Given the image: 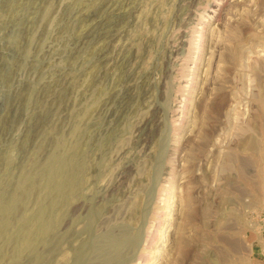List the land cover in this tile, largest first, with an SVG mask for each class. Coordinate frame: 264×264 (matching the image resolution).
I'll return each mask as SVG.
<instances>
[{"label": "rangeland", "instance_id": "rangeland-1", "mask_svg": "<svg viewBox=\"0 0 264 264\" xmlns=\"http://www.w3.org/2000/svg\"><path fill=\"white\" fill-rule=\"evenodd\" d=\"M118 1L0 0V264H264V0Z\"/></svg>", "mask_w": 264, "mask_h": 264}, {"label": "bare ground", "instance_id": "bare-ground-1", "mask_svg": "<svg viewBox=\"0 0 264 264\" xmlns=\"http://www.w3.org/2000/svg\"><path fill=\"white\" fill-rule=\"evenodd\" d=\"M27 1H30V2H34V4L35 3H37V4H43V2H45L46 0H27ZM91 1V0H90ZM108 2H110V3H112V4H117V8H119V9H123L124 8V6H121L122 4H124V2L125 1H122V2H119L118 0H97L96 2H93V1H91V2H89V0H88V2H87V4H86V6L85 7H83V8H79L78 9V7H77V9L76 10H72L71 12H70V14H72V17H74L76 20H78L79 21V25H80V23H83V22H85L86 20H88V17L90 16V14L92 15V14H95L97 11H98V9H100L101 8V6H106L105 4L107 3L108 4ZM91 4L94 8H93V10L91 9L90 11H88L87 10V8H88V4ZM31 4V3H30ZM112 4H110V5H112ZM119 4V5H118ZM18 5V4H17ZM38 5V6H39ZM33 7L32 9V12H37V11H39V9H40V7ZM29 8H31V7H29ZM111 8V7H110ZM103 9V8H102ZM105 9V8H104ZM101 10V9H100ZM113 11V10H112ZM129 11V9H127V10H125V11H122L121 10V13H119V15L118 16H116L114 19H112L113 21L115 20L117 23H118V21H123L126 17H127V19L129 18V17H131L130 15H131V11L130 12H128ZM31 12V13H32ZM99 12V11H98ZM114 12V11H113ZM100 13V12H99ZM105 13V12H104ZM111 13V12H110ZM116 15V14H115ZM127 15V16H126ZM29 16V15H28ZM95 16V15H94ZM98 16V15H97ZM96 16V17H97ZM126 16V17H125ZM31 17V16H30ZM99 17V16H98ZM92 18V17H91ZM103 18V17H102ZM109 18H111V17H109ZM108 18V19H109ZM73 19V18H72ZM26 22H25V24H24V27H21L22 28V30H21V33H23V32H25V30L29 27L28 25H30V24H33L34 23V20H32L31 18H28V19H26L25 20ZM104 20L103 19H101L100 17H99V19H97L94 23L92 22L88 27H82V28H85V29H81V27L79 26L78 28H80V30L78 31V33L77 34H74L73 35V37L72 38H68L67 39V42H66V44H67V53H68V55L67 56H69V60H70V58L71 59H74L75 60V58L76 57H79L78 56V54H79V50L82 48V46L84 45V44H86L87 43V41H89L91 38L92 39H94V36H96V33L98 32V30H99V28L101 29H103V27H104V22H103ZM111 21V20H110ZM109 22V21H108ZM127 22V21H126ZM112 23V22H111ZM114 23V22H113ZM120 23V22H119ZM122 23V22H121ZM124 24H126L125 22H124ZM88 25V24H87ZM16 26V25H15ZM101 26H103V27H101ZM108 26V25H107ZM112 26V25H111ZM112 28V27H111ZM114 29V28H113ZM17 30V29H16ZM111 30V29H110ZM104 31V30H103ZM115 32V31H114ZM120 32H121V29H120ZM107 33V32H106ZM104 33H102V35H103ZM101 35V34H100ZM116 35H118L117 33H112V34H109V37L111 38V37H115ZM102 37V36H101ZM108 37V38H109ZM98 38V37H97ZM107 38V39H108ZM102 40V39H101ZM127 40V39H126ZM93 41V40H92ZM95 43H97V42H95ZM101 43H102V41H101ZM97 44H100V43H97ZM103 44V43H102ZM101 45V44H100ZM105 45V44H104ZM124 45V44H123ZM126 46V45H125ZM34 47V46H33ZM37 47H39L38 46V44H36L35 45V48H37ZM99 48V47H98ZM95 49V48H94ZM82 50V49H81ZM93 50V49H92ZM122 50H124V48H122ZM128 50V49H127ZM105 50H104V47H102L101 49L99 48V49H97V51H95L96 53H95V60H94V66H96V67H99V66H101V65H103V64H106L105 62H106V60H104V58H105V56H101V54L99 53V52H104ZM120 51V50H119ZM124 52V51H123ZM127 52V51H126ZM129 52V51H128ZM108 55V54H107ZM127 56V55H126ZM107 57V56H106ZM129 58V57H128ZM66 59H67V57H66ZM107 59V58H106ZM116 61V60H115ZM95 67V68H96ZM100 68V67H99ZM129 70V69H128ZM58 77H60V76H58ZM65 78V77H64ZM60 80V79H59ZM61 81V80H60ZM17 84V83H16ZM62 85V84H61ZM57 86H59V81H58V79L57 80H55V84H52L51 83V81L50 82H47L44 86H43V84H41V86H39L38 88H37V91H36V94H37V98H40V99H43L44 98V101H46V100H49L51 103L50 104H52V100L53 99H51L52 98V95L54 94V93H56V87ZM15 88V87H14ZM20 91V90H19ZM18 91V92H19ZM127 91V90H126ZM130 91V90H129ZM21 94V93H20ZM40 96V97H39ZM55 98V97H54ZM42 101V100H41ZM39 102V101H38ZM43 102V101H42ZM45 103V102H44ZM55 105V104H54ZM36 108V107H35ZM54 108V107H53ZM47 112V111H46ZM52 113V112H51ZM44 117H46V116H44ZM141 122V121H140ZM73 178V177H72ZM70 181V183H69V185L71 186V187H74V185L76 184V183H74V181L71 179V180H69ZM68 185V186H69ZM70 191H71V189H70ZM65 196H67V194L65 193ZM64 196V197H65ZM62 198V197H61ZM62 200H63V198H62ZM69 200V199H68ZM62 202V201H61ZM64 202V201H63ZM66 204V203H65ZM40 229V228H39ZM43 229V228H42ZM132 240H131V238H127V237H124V238H122V239H118V240H111V241H109L108 242V246H109V248L111 249V250H113V251H120L122 248H124V247H128V246H130V245H132Z\"/></svg>", "mask_w": 264, "mask_h": 264}]
</instances>
